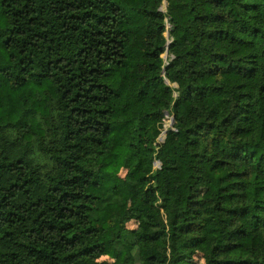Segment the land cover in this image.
<instances>
[{
  "label": "trees",
  "instance_id": "trees-1",
  "mask_svg": "<svg viewBox=\"0 0 264 264\" xmlns=\"http://www.w3.org/2000/svg\"><path fill=\"white\" fill-rule=\"evenodd\" d=\"M197 251L264 264V0H0V264Z\"/></svg>",
  "mask_w": 264,
  "mask_h": 264
},
{
  "label": "rangeland",
  "instance_id": "rangeland-1",
  "mask_svg": "<svg viewBox=\"0 0 264 264\" xmlns=\"http://www.w3.org/2000/svg\"><path fill=\"white\" fill-rule=\"evenodd\" d=\"M171 116L168 119L164 120V129L161 132V137L163 138L161 141H164V134L166 133L165 128L167 127H171L172 126V120H171ZM165 146L167 147L166 150L169 148V141L165 140L164 141ZM156 164H158V162H156ZM107 170L111 173H116L118 175L123 176L125 174V169L122 167V156L120 155H113L110 159H109V163L107 166ZM202 189H203V194L207 195L209 192V189L207 188V184L203 183L202 185ZM131 202H133V200H131ZM128 227H135V222L134 221H130L127 223ZM100 264H113V260L111 258H108L107 256H101L98 259ZM202 254L201 252H196L193 259L190 261L191 264H202Z\"/></svg>",
  "mask_w": 264,
  "mask_h": 264
},
{
  "label": "water",
  "instance_id": "water-1",
  "mask_svg": "<svg viewBox=\"0 0 264 264\" xmlns=\"http://www.w3.org/2000/svg\"><path fill=\"white\" fill-rule=\"evenodd\" d=\"M172 120V123H173V119H171ZM161 139H163V138H161Z\"/></svg>",
  "mask_w": 264,
  "mask_h": 264
}]
</instances>
